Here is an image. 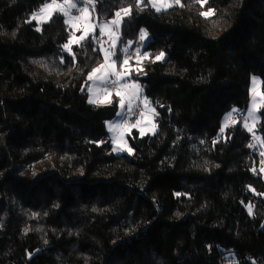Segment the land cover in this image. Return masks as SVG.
<instances>
[{"label": "trees", "instance_id": "16d2710c", "mask_svg": "<svg viewBox=\"0 0 264 264\" xmlns=\"http://www.w3.org/2000/svg\"><path fill=\"white\" fill-rule=\"evenodd\" d=\"M49 1L0 0V264H264L262 157L239 123L216 141L253 75L264 100V0H89L98 22L121 13L118 63L148 36L132 76L158 130L118 155V97L83 90L100 46L88 35L65 52L60 13L38 30ZM256 132L264 144V106Z\"/></svg>", "mask_w": 264, "mask_h": 264}, {"label": "rangeland", "instance_id": "374dc122", "mask_svg": "<svg viewBox=\"0 0 264 264\" xmlns=\"http://www.w3.org/2000/svg\"><path fill=\"white\" fill-rule=\"evenodd\" d=\"M73 2V0H72ZM149 4L152 5L154 9L157 10L159 8L160 10H163L167 7L170 6L169 0H148ZM51 3V1L47 2ZM58 4H64L65 0H57ZM45 4L41 5L37 10H35L31 16H30V21H33L36 23L37 29L40 30L42 24L47 22L51 16L55 13L59 12H54L51 16H43V17H38L37 19H33V16L38 14L40 12V9L44 7ZM155 5V6H153ZM159 10V11H160ZM158 11V10H157ZM69 15L64 16L65 22L68 24V26L71 29V37L69 41L65 44L68 45V48H65L64 45V50L65 52H70L71 51V46L72 44H75L82 39L86 38L91 31L95 30L96 27L99 29V31L103 32L104 34H108L111 37V40L102 44L100 46L101 52L103 54V62L99 65H96L93 69L99 68L102 64H106L105 69L102 72L96 73L97 76H104V80L101 81L99 79H89V75L92 73V70L89 72L88 77H87V82L83 87V90L87 94V99L89 103L90 100H95L94 103L95 105H106L110 104L115 96L118 97V109L116 116L108 120L106 122V130L108 132L109 138L111 140L112 144V152L114 154H133L134 150L132 146L129 143V136H132V133L134 130H136L139 135H153L157 132L158 130V112L151 103L150 99L145 96L143 92V85L142 83L138 80L135 79L132 76L133 74H137L144 68V62L142 63H128L122 66L123 73H122V78L120 79L123 87L126 85L127 87H124V90L120 91V95H117V93L110 92L106 89V81L107 78L110 74V72H113L112 68V63L113 61L115 62L114 65V70H116L119 66L120 63H118L115 53L117 52V47L119 44V34H120V22L119 24H114L112 20H104L101 22H98L96 19V16L93 11L92 7V12L88 11L87 16H83L81 14L80 19H72L71 23H68L70 17L74 18L70 15V9H68ZM205 15H210L211 11H205ZM121 20V17L119 18ZM144 32V31H141ZM140 32V36H141ZM139 36V42L144 45L146 42H148V36L146 35L145 38L142 40ZM81 37H83L81 39ZM124 50V49H122ZM109 53V58L107 62L105 61V53ZM148 57V56H146ZM148 59V58H147ZM261 78L257 75H253L251 77L250 81V101L247 107V119L237 121V122H230V119L233 116V112H228L226 113L222 120H221V131L219 133V136L216 138V141L220 139L221 137H224V130L230 126V125H236L240 124L242 128L247 130L251 135L257 136L262 145L259 149H255V153L262 159L255 167L256 172H260L264 175V144L258 133L256 132V126L257 123L260 120V110L264 106V100H263V95L260 90L261 86ZM95 93V94H94ZM123 98V107L121 106V99ZM147 102V103H145ZM129 103L131 104V110H129ZM136 103H139L143 105L144 107V112L142 113L143 115L139 120L136 122H131L130 117L132 115V110L135 106ZM252 113L250 116L249 113ZM230 117V118H229ZM247 124V127L245 126ZM110 125L113 126H119V127H114L110 129ZM251 129V131L249 130ZM131 149V151H129Z\"/></svg>", "mask_w": 264, "mask_h": 264}, {"label": "built area", "instance_id": "2783aa9c", "mask_svg": "<svg viewBox=\"0 0 264 264\" xmlns=\"http://www.w3.org/2000/svg\"><path fill=\"white\" fill-rule=\"evenodd\" d=\"M73 2L76 3L77 6L76 8L70 9V15L72 17L74 18L80 17L82 14L80 9H84V8H87L89 12H92V6L89 0H73ZM179 2L180 0H178V2L177 0H169L170 5H176ZM89 38L97 46H101L102 44L111 40L110 35L104 34L103 32L99 31L97 27L95 30L90 32ZM145 55L146 54L144 53L143 45L138 40L135 44L125 48V50L122 53L121 62L118 68L115 70V72L121 73L122 75L123 73L122 66L125 65L124 63L125 60H127L128 63H142L145 60ZM105 87L108 91L113 92V93H117V92L124 90L121 80L118 79L117 76L113 74V72H110L107 78ZM143 112H144L143 105L136 103L134 106V109L132 110L130 121L136 122L137 120H139ZM244 119H247V109L245 110L238 109L233 112V116L230 119V122L233 123V122L241 121ZM248 145L250 148L255 150V149H259L262 143L257 136L251 135L248 141Z\"/></svg>", "mask_w": 264, "mask_h": 264}, {"label": "snow or ice", "instance_id": "6c2138e0", "mask_svg": "<svg viewBox=\"0 0 264 264\" xmlns=\"http://www.w3.org/2000/svg\"><path fill=\"white\" fill-rule=\"evenodd\" d=\"M177 2H178V0H177ZM76 6H77L76 3L72 2V0H65L64 4H58L57 0H51V3H45L44 7L40 9V12L33 16V19H37L38 17H43L45 15L51 16L54 12H59V13H62L63 15H65V16H68L69 15L68 9L76 8ZM153 6H155V5H153ZM157 10L159 11L160 9L157 8ZM80 11L82 12L83 16H85V17L87 16V14H88V9L87 8L80 9ZM122 11L124 12L125 15H127L130 12V9H122ZM120 15H121V13L117 12L116 13L117 19L112 21V23L119 24ZM72 19H80V17H77V18H71L70 17L69 21H67V22L71 23ZM146 35L147 34L145 32H141L140 38L143 40ZM82 38L83 37H81V39ZM65 48H68V45H65ZM109 55H110L109 53H107V52L105 53V61L106 62H107V60L109 58ZM161 55H163V54H161ZM157 59H160V57H157ZM124 63L127 64L128 61L125 60ZM114 65H115V62L113 61V63H112L113 74H115L118 79H121L122 75H121V73L115 72ZM105 67H106V64H102L99 68L93 69L92 73L89 75V79L90 80L99 79V80L103 81L104 80V76L103 75L97 76L96 73L102 72L105 69ZM124 87H127V86L125 85ZM117 95H120V93L118 92ZM90 102L94 103L95 100H90ZM123 103L124 102H123V98H122L121 99V106L122 107H123ZM145 103H147V102H145ZM129 110H131V104L130 103H129ZM249 115L251 116L252 113L250 112ZM245 126L247 127V124ZM109 127H110V129H112L114 127H119V126L118 125L117 126L110 125ZM249 130L251 131V129H249ZM129 151H131V149H129ZM249 211L251 212V208L249 209Z\"/></svg>", "mask_w": 264, "mask_h": 264}, {"label": "crops", "instance_id": "0c3cea01", "mask_svg": "<svg viewBox=\"0 0 264 264\" xmlns=\"http://www.w3.org/2000/svg\"><path fill=\"white\" fill-rule=\"evenodd\" d=\"M134 109V108H133Z\"/></svg>", "mask_w": 264, "mask_h": 264}]
</instances>
